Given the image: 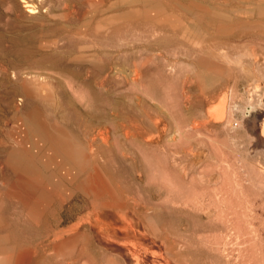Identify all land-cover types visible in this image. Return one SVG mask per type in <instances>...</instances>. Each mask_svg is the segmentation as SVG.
Here are the masks:
<instances>
[{"label":"rangeland","instance_id":"rangeland-1","mask_svg":"<svg viewBox=\"0 0 264 264\" xmlns=\"http://www.w3.org/2000/svg\"><path fill=\"white\" fill-rule=\"evenodd\" d=\"M20 3L0 0V263L7 254L4 264H23V260L56 264L63 258L61 264H142V258H135L148 254L143 264L162 260L163 264H253L254 260L264 264V141L249 130L246 117L253 108L264 114V0H71L67 29L87 36L67 32L73 40L61 49L62 62L65 57L64 65L69 62L72 67H66L79 76L71 79L73 86L65 87L64 93L50 91L51 100L43 99L40 119L45 127L61 128L75 149L90 155L91 163L83 168L64 162L65 155L52 144L26 138L22 116L11 114L13 107H21L27 77L35 81L60 78L45 65H21L15 56V50L27 47L33 31L50 24L44 12L48 6L35 15ZM59 3L49 2L52 10H58ZM108 5L113 18L109 41L103 27L98 30L95 23L90 28L82 23L87 12L97 11L101 20ZM63 9L57 13H67ZM53 13L52 18H57ZM56 50L38 44L34 54L40 60ZM10 96L11 106L5 101ZM22 108L24 114L31 110ZM10 157L26 159L34 171L11 168ZM95 174H100L103 184L99 196L87 184ZM21 176L47 189L48 200L35 203L31 210L15 194L13 184ZM132 227L134 233L129 231ZM60 233L66 238H58ZM50 234H56L58 242ZM128 244L143 254L134 255ZM154 254L166 258L159 256L156 261Z\"/></svg>","mask_w":264,"mask_h":264},{"label":"bare ground","instance_id":"bare-ground-1","mask_svg":"<svg viewBox=\"0 0 264 264\" xmlns=\"http://www.w3.org/2000/svg\"><path fill=\"white\" fill-rule=\"evenodd\" d=\"M51 0H20V2L22 3V4H24L23 5V7L24 8H26V12H28V13H31V14H35L36 15V13H39L40 14V10L42 9V8H44V7H47L48 6V9L47 10H45L44 12L45 13H47V15H45V17H47V18H50L49 19V25H46V27H42V29L39 31H37V32H41L40 34V36H39V34L36 32V31H33V33H31V35H30V37L27 39V47L25 48V49H17V51L15 50V56L17 57V59H18V61H19V63L21 64V65H25V66H33V67H42V66H46V68L47 69H50V70H52V71H55L59 76H60V78H58L57 80H45L44 79V81H42V79L41 80H38V81H35V80H33L31 77H27L26 79H25V89H24V91H23V96H22V98H20V103L18 104V105H20L21 107H13V110L11 111L12 113L11 114H14V117L16 118L18 115H21L22 116V122H23V124L25 125V127H27V128H25V129H27L28 130V133H27V137L26 138H28V137H38V138H40L41 140H42V142L44 141V142H48V143H50V144H52L53 146H55L56 147V149L60 152V153H62V154H64L65 155V158H64V162H66L68 165H69V162H73V163H75L77 166H79L80 168H83L84 166H86V165H89L90 163H91V159L88 157V156H90V155H86L85 154V151L83 150H77V149H75V146L73 145V140L72 139H69V137H68V135H65L64 133H62L61 131H59L61 128H56V129H58V130H56V129H53V128H49V127H45L44 126V124H43V122L41 123V114H42V112H43V105H44V103H43V99L45 100V98H49L50 99V95H52V94H50L51 92V90H58V91H60V92H62V93H64L65 91H66V89H65V87H69L71 84V79L72 78H74V77H76V75H78V73L75 75V73L77 72H73V70H72V68L70 69V68H68V67H66L67 66V64H69V62H67V60H66V66L64 65V60H65V57H63L64 58V60H63V62H62V55H63V49L65 48V46H66V44L67 43H69V41L70 40H73L72 39V36H67V32H69V33H76V34H78V35H82V36H84V37H86L87 36V34H86V32H72V31H68V29H67V24H65V22H66V20L67 19H69L70 18V16H71V13L69 12V4H70V1L71 0H60V3H59V5H58V10H52V8H51V6H50V4H49V2H50ZM99 1V0H98ZM80 2V1H79ZM82 2V1H81ZM111 2V1H110ZM16 7L17 6H19V3H15V2H12ZM21 3H20V5H21ZM85 3V2H84ZM90 3V5H93L94 4V2L93 1H91V2H89ZM101 3V2H100ZM143 5V4H142ZM88 6H89V4H88ZM60 7H62V8H64L63 10H66L67 11V13H57V12H59V8ZM81 7V6H80ZM136 8V7H135ZM80 9H82V8H80ZM79 9V10H80ZM103 9V8H102ZM134 9V8H133ZM76 10V9H75ZM111 11H112V7L111 6H107V7H105L104 9H103V11H102V19L101 20H98V18H97V11H94L93 13L91 12V13H89V12H87V13H85L84 14V12H83V22L82 23H85L87 26L89 25V28H90V25H92V23H95V29H98L99 27H103V29H104V31H105V36H106V40H108L109 41V39H110V35H111V24H112V21H113V18H112V16H111ZM53 12H56L57 14H55L56 15V17L57 18H55V16H53V18H52V15H54V13ZM76 12V11H75ZM82 12V11H81ZM100 12V11H99ZM39 14H37L38 16H39ZM72 14H73V12H72ZM78 14H79V12H78ZM77 14V15H78ZM34 15V16H35ZM37 16V17H38ZM100 17V16H99ZM77 20H78V18L77 17H75ZM69 23H71L70 22V20H69ZM85 25V26H86ZM73 26V25H72ZM74 26H76V25H74ZM36 27H38V26H36ZM35 27V28H36ZM77 27V26H76ZM34 28V29H35ZM72 28H74V27H72ZM75 29V28H74ZM99 30V29H98ZM79 31V30H78ZM96 32V31H95ZM99 34V33H98ZM71 35V34H70ZM21 37V36H20ZM54 37V39H49V38H53ZM18 40V39H17ZM21 41H22V39H21ZM15 42V41H14ZM96 42V41H95ZM16 43V42H15ZM19 44H21V43H19ZM38 44H40V45H44V46H46V47H51V46H54V47H56V52L55 53H53V54H49V55H46V56H43L40 60L39 59H37L36 58V56H35V54H34V48L38 45ZM17 45H18V43H17ZM60 46V47H59ZM105 47V46H104ZM19 48V47H18ZM97 48V47H96ZM62 49V50H61ZM66 49V48H65ZM105 49H106V47H105ZM73 50V49H72ZM100 51V50H99ZM103 51V50H102ZM108 51V50H107ZM126 51V50H125ZM93 52V51H92ZM101 52V51H100ZM112 52V51H111ZM73 53V52H72ZM75 53V52H74ZM105 53H107V52H105ZM69 54V53H68ZM108 54H110L109 52H108ZM67 55V54H66ZM70 56H71V53L69 54ZM73 55V54H72ZM101 55H103L102 53H101ZM107 55V54H106ZM105 56V55H104ZM97 57H99V56H97ZM70 58V57H69ZM109 58H111V57H109ZM107 59H108V57H107ZM109 60V59H108ZM107 62V61H106ZM71 63V62H70ZM78 63V62H77ZM82 63V62H81ZM84 63V62H83ZM75 63H73V65H74ZM80 63H78V66H80L79 65ZM92 64V63H91ZM98 64V63H97ZM71 64H69V66H70ZM82 65H85V64H82ZM82 65H81V67H82ZM100 65H101V63H100ZM92 66H98V65H95V64H93ZM108 66V65H107ZM70 67H72V66H70ZM94 67H92V68H94ZM95 67V68H96ZM101 67H102V65H101ZM98 68H100L99 66H98ZM78 69H79V67H78ZM89 69H90V67H89ZM102 69H104V68H102ZM82 70V69H81ZM98 71H99V69H97ZM107 70V69H106ZM109 70H111V69H109ZM119 70V69H118ZM117 70V71H118ZM93 71H95V70H93ZM101 71V70H100ZM114 71V70H113ZM122 71V70H121ZM96 72V71H95ZM107 72H109L108 70H107ZM123 72V71H122ZM141 71H139V73H140ZM82 73V72H81ZM80 73V74H81ZM104 73V72H103ZM136 73H138L137 72V70H136ZM136 73H135V75H136ZM94 74H96V73H94ZM98 74V73H97ZM96 74V75H97ZM109 74H111V73H109ZM134 75V74H133ZM132 75V76H133ZM79 76V75H78ZM77 76V77H78ZM105 75L103 74V77H104ZM140 76V75H139ZM13 77L14 78H16V74H14L13 75ZM108 77V76H107ZM135 77H137V76H135ZM105 78V77H104ZM110 78V77H109ZM127 78V77H126ZM52 79V78H51ZM75 79V78H74ZM103 79V78H102ZM112 79V78H111ZM139 79V78H138ZM79 80V79H78ZM134 80V79H133ZM74 81V80H73ZM105 81V80H104ZM136 81V80H135ZM134 81V82H135ZM108 82H110V81H108ZM108 82H105V83H108ZM112 82V81H111ZM74 84H76V83H74ZM88 84V83H87ZM111 84V83H110ZM110 84H108V86L110 85ZM90 86H91V84H89ZM107 85V84H106ZM71 86H73V85H71ZM70 86V87H71ZM76 86V85H75ZM74 86V87H75ZM88 86V85H87ZM89 86V87H90ZM67 87V88H68ZM104 87V86H103ZM80 88V87H79ZM91 88V87H90ZM101 88H102V86H101ZM71 89V88H70ZM73 89H76V88H73ZM81 89V88H80ZM77 90H78V88H77ZM73 90V91H75L76 93L79 91L80 92V90ZM97 90V89H96ZM18 92H19V90H17ZM16 91V92H17ZM92 91V90H91ZM15 92V91H14ZM55 92V91H54ZM57 92V91H56ZM69 92V91H68ZM67 92V93H68ZM78 92V93H79ZM96 92V91H95ZM94 92V93H95ZM11 93H13V92H11ZM73 93V92H72ZM93 93V92H92ZM100 94V93H99ZM103 94V93H102ZM58 96H59V94H57ZM68 95H70V94H68ZM76 95V94H75ZM96 95H98V94H96ZM101 95V94H100ZM67 96V95H66ZM94 96V95H93ZM99 96V95H98ZM71 97V96H70ZM59 98V97H58ZM72 98V97H71ZM70 98V99H71ZM63 98H61V100H62ZM65 99V98H64ZM92 99V98H91ZM51 100V99H50ZM95 100V99H94ZM6 103H9V106H11V104H12V102H13V98H12V96H10L9 98H7L6 100ZM68 101H69V99H68ZM47 102H48V100H47ZM51 102V101H50ZM46 103V102H45ZM55 103V102H54ZM62 103H64V102H62ZM69 103V102H68ZM96 103V102H95ZM49 104V103H48ZM67 104V103H66ZM46 105V104H45ZM52 105V104H51ZM64 105H65V103H64ZM73 105V104H72ZM23 106H25V109H31L30 110V112L29 113H26V114H24V112L22 111V107ZM62 106V105H61ZM66 106V105H65ZM66 107H70L71 108V106H66ZM73 107V106H72ZM92 107V106H91ZM93 107H95V106H93ZM47 110V109H46ZM49 110V109H48ZM25 111V110H24ZM63 113V112H62ZM262 113V112H261ZM76 114V113H75ZM74 114V115H75ZM78 114V113H77ZM80 115V114H79ZM78 115V116H79ZM34 116H36V117H34ZM62 116V115H61ZM68 116H69V114H68ZM77 115H76V117L78 118V119H80L79 117H78ZM72 117V116H71ZM247 117V122H248V125H249V130H251V132L253 133V134H255V135H258V136H260V138L264 141V114L262 115V114H259L254 108L250 111V113L246 116ZM52 118V117H51ZM58 118V117H57ZM56 118V120H59V119H57ZM74 118V117H73ZM10 120V119H9ZM55 120V121H56ZM75 120H77L76 118L74 119V121ZM60 121V120H59ZM73 121V120H72ZM78 123H79V120L77 121ZM81 122V121H80ZM56 124H57V122H56ZM82 124V123H81ZM77 125V124H76ZM57 126V125H56ZM78 126H80V125H78ZM77 126V127H78ZM59 127V126H58ZM87 127V126H86ZM85 129V128H84ZM86 130V129H85ZM90 130V129H89ZM81 131V130H80ZM87 131V130H86ZM65 132V131H64ZM85 132V131H84ZM99 132V131H98ZM81 133H83V132H81ZM86 133V132H85ZM84 133V134H85ZM100 133V132H99ZM127 133H129L128 131H127ZM91 134V133H90ZM103 134H104V132H103ZM102 133H101V135H103ZM130 135V134H129ZM142 135V134H141ZM140 135V136H141ZM24 136V135H23ZM82 136V135H81ZM85 136V135H84ZM105 136V135H104ZM97 137V136H96ZM106 137V136H105ZM104 137V138H105ZM101 138H103V137H101ZM86 139V138H85ZM93 139H95L96 140V138H93ZM92 139V140H93ZM109 139V138H108ZM22 140V139H21ZM70 140V141H69ZM74 140H75V138H74ZM78 140V139H77ZM105 140V139H104ZM107 140V139H106ZM23 141V140H22ZM25 141V140H24ZM33 141V140H32ZM94 141V140H93ZM26 142V141H25ZM24 142V143H25ZM77 141H75V143H76ZM79 142V141H78ZM105 142V141H104ZM106 142H108V141H106ZM23 144V143H22ZM101 144V143H100ZM108 144V143H107ZM87 145V144H86ZM20 146H22V145H20ZM88 146V145H87ZM24 147V146H23ZM99 147H101V146H99ZM89 149V148H88ZM97 149V148H96ZM101 149H102V147H101ZM91 150V149H90ZM105 150V149H104ZM92 151H94V150H92ZM96 151V150H95ZM91 152V151H90ZM42 153V152H41ZM48 153V152H47ZM52 153V152H51ZM87 153V152H86ZM96 153H98V152H96ZM55 154V153H54ZM88 154H90V153H88ZM39 155V154H38ZM44 155V154H43ZM61 155V154H60ZM40 156V155H39ZM31 157V156H30ZM92 157V156H91ZM14 157H10V158H8V163L12 166L11 168H14L15 170L16 169H20V168H26V169H29V170H31V171H34V166L30 163V162H28V161H26V159H24V158H15L16 160H14L13 159ZM35 159V158H34ZM61 159V158H60ZM36 160H38V159H36ZM41 160V159H40ZM40 160H39V162L38 163H41L40 162ZM94 160V159H93ZM92 160V161H93ZM98 160V159H97ZM14 161H16V162H14ZM34 161V160H33ZM107 161V160H106ZM122 161H124V160H122ZM44 162V161H43ZM17 163L19 164L18 166H17ZM36 163V162H35ZM71 164V163H70ZM110 164V163H109ZM8 165V164H7ZM76 165H74V166H76ZM9 166V165H8ZM39 166V165H38ZM73 165H71V167H72ZM42 167V166H41ZM55 167V166H54ZM60 167H61V165H60ZM5 168H6V166H5ZM70 168V167H69ZM72 168H74V167H72ZM76 168V167H75ZM86 168V167H85ZM101 168V167H100ZM102 168H103V166H102ZM109 168V167H108ZM57 169V168H56ZM94 169V168H93ZM92 169V170H93ZM9 170V169H8ZM40 170V169H39ZM42 170H44V169H42ZM84 170V169H83ZM88 170V169H87ZM86 170V171H87ZM18 171V170H17ZM62 171V170H61ZM66 171V170H65ZM89 171V170H88ZM39 172H41V171H39ZM64 172V171H63ZM75 172V171H74ZM78 172V171H77ZM80 172V171H79ZM99 172V171H98ZM6 173H7V171H6ZM53 173V172H52ZM51 173V174H52ZM89 173V172H88ZM7 174H10V172L9 173H7ZM25 174V173H24ZM27 174H29V173H27ZM41 174V173H40ZM55 174H57L56 172H55ZM66 174H68V173H66ZM74 174V173H73ZM83 174V173H82ZM47 175V174H46ZM63 175V174H62ZM62 175H60V176H62ZM13 176V175H12ZM11 176V177H12ZM27 176V175H26ZM51 176V175H50ZM55 176V175H54ZM59 176V175H58ZM70 176V175H69ZM100 174H95V175H91L90 176V178L87 180V184L90 186V188H91V191H92V193L95 195V196H99L100 194H101V192H103V188H101L99 185L101 184V185H103L102 184V181H100ZM102 176V175H101ZM6 177H8V176H6ZM10 177V178H11ZM65 177V176H64ZM79 176H77V178H78ZM22 178V176L19 178V179H17V181H15V183L13 184L14 186L13 187H15L14 189H15V194L31 209V210H33V209H35V206H36V204L35 203H38V202H40V203H42V202H44L45 200L47 201L48 200V194H47V192L45 191V190H47V189H43L42 187H41V184L40 183H36V182H30V181H26L25 179L23 180V179H21ZM33 178V177H32ZM31 178V179H32ZM69 178V177H68ZM71 178V177H70ZM72 178H74V176L72 177ZM15 179V178H14ZM14 179H12L13 181H14ZM63 179V178H62ZM33 180V179H32ZM53 179H51V181H52ZM58 181L60 180V179H57ZM71 180V179H70ZM102 180V179H101ZM105 180V179H104ZM50 181V180H49ZM62 181V180H61ZM66 181V180H65ZM76 181V179L74 180V182ZM141 181V180H140ZM46 182V181H45ZM53 182H55L56 183V179H55V181H53ZM52 182V183H53ZM69 182V181H68ZM71 182V181H70ZM73 182V183H74ZM136 182V181H135ZM59 183V182H58ZM61 183V182H60ZM106 183V182H105ZM137 183V182H136ZM141 183V182H140ZM4 184V183H3ZM48 184H50V182L48 183ZM72 184V183H71ZM138 184V183H137ZM2 185V184H1ZM61 185V184H60ZM62 185H63V183H62ZM73 185V184H72ZM108 185V184H107ZM64 186V185H63ZM70 186V185H69ZM109 186V185H108ZM141 186V185H140ZM45 187V186H44ZM58 187H59V185H58ZM113 187H115V186H113ZM106 188H107V186H106ZM110 188V187H109ZM55 189V188H54ZM70 189V188H69ZM71 190H73V189H70V191ZM111 191H112V189H110ZM49 192H50V190H49ZM48 192V193H49ZM73 192H75V191H73ZM113 192V191H112ZM116 192H118V191H116ZM14 193V192H13ZM12 193V194H13ZM109 193H111V192H109ZM49 194H51V193H49ZM70 194V193H69ZM112 194V193H111ZM72 195V194H71ZM114 195V194H113ZM13 196V195H12ZM69 196V195H68ZM74 197V196H73ZM105 197V196H104ZM103 197V198H104ZM116 197V196H115ZM9 198H10V196H9ZM13 198V197H12ZM111 198V197H110ZM13 200H14V198H13ZM60 200V199H59ZM58 200V201H59ZM78 200V199H77ZM81 200V199H80ZM89 200H91V199H89ZM110 200H112V199H110ZM129 200V199H128ZM131 200H133V199H131ZM131 200H129V201H131ZM135 200V199H134ZM17 202H18V200H16ZM53 201L55 202V200L53 199ZM83 201V200H82ZM85 201H87V200H85ZM94 201V200H93ZM105 201V200H104ZM107 201H109V200H107ZM128 201V202H129ZM13 202V201H12ZM21 201H19L18 202V204L20 203ZM53 202V203H54ZM72 202V201H71ZM88 202V201H87ZM95 202H100V200L99 201H96L95 200ZM94 202V203H95ZM52 203V204H53ZM92 204V206H94L95 207V204ZM131 203V202H130ZM134 203H135V201H134ZM21 205H24L23 203H20ZM19 204V205H20ZM98 204V203H97ZM100 204V203H99ZM128 204V203H127ZM132 204H133V202H132ZM136 204V203H135ZM135 204H133V205H135ZM47 205V204H46ZM46 205H44V206H46ZM49 205V204H48ZM57 205V204H56ZM55 205V206H56ZM71 205V204H70ZM78 205H79V203H78ZM77 205V206H78ZM101 205V204H100ZM124 205V204H123ZM137 205V204H136ZM41 206H42V204H41ZM44 206L42 207V208H44ZM54 206V205H53ZM58 206V205H57ZM56 206V207H57ZM60 206H61V204H60ZM64 206H65V204H64ZM82 206H84V204L82 205ZM138 206H139V204H138ZM211 206V205H210ZM49 207H50V205H49ZM59 207V206H58ZM57 207V208H58ZM79 207V209H80V206H78ZM99 207V205L96 207V208H98ZM117 207V206H116ZM135 207V206H134ZM28 208V209H29ZM46 208V207H45ZM55 208V207H54ZM53 208V209H54ZM60 208V207H59ZM58 208V209H59ZM62 208H63V206H62ZM70 208V207H69ZM72 208V207H71ZM87 208H89V207H87ZM90 208H91V206H90ZM93 208V207H92ZM100 208V207H99ZM101 208H104V207H101ZM115 208V207H114ZM122 208V207H121ZM130 208H132L131 206H130ZM136 208V207H135ZM61 209V208H60ZM63 209H65V208H63ZM76 209V208H75ZM86 209V208H85ZM85 209H83V210H85ZM95 209V208H94ZM94 209H93V211H94ZM105 209V208H104ZM118 209V210H117ZM117 209L115 208V210H117V211H122V209H120L119 210V208L117 207ZM139 209H140V206H139ZM25 210V209H24ZM57 210V209H56ZM81 210H82V208H81ZM124 210V209H123ZM141 210V209H140ZM55 211V210H54ZM53 211V212H54ZM58 211V210H57ZM57 211H55V212H57ZM60 211V210H59ZM58 211V212H59ZM63 211V210H62ZM65 211V210H64ZM71 211V210H70ZM80 211V210H79ZM92 211V210H91ZM106 211H108V210H106ZM110 211V210H109ZM113 211H114V209H113ZM116 211V212H117ZM142 211H143V209H142ZM30 212V211H29ZM35 212V211H34ZM39 212H43V211H40L39 210ZM38 212V213H39ZM46 212V210L42 213L43 215H44V213ZM51 212V209L49 210V213ZM52 212V213H53ZM54 212V213H55ZM83 212V211H82ZM95 212L96 213H98L99 211H97V209L95 210ZM130 212V211H129ZM135 212V211H134ZM134 212H131L132 214L134 213ZM140 212V211H139ZM32 211L29 213L30 215H32ZM52 213L50 214V215H52ZM53 213V214H54ZM74 213V212H73ZM101 213H103V211H101ZM125 213H127V212H125ZM138 213V210H137V212H136V214ZM141 213V212H140ZM139 213V214H140ZM148 213V212H147ZM36 214H37V211L35 212V216H36ZM41 214V217L43 216ZM60 214V213H59ZM71 214V213H70ZM76 214V213H75ZM90 214V213H89ZM92 214V213H91ZM93 214H94V212H93ZM99 214V213H98ZM112 214V213H111ZM143 214V213H142ZM33 215H34V213H33ZM56 215V214H55ZM58 215V214H57ZM79 215H80V213H79ZM123 215V219H124V217H125V215L124 214H122L121 213V215H120V217ZM131 215V214H130ZM34 216V218L35 219H37L36 217H38V216H36L35 217ZM47 216H49L48 214H46V216L45 217H47ZM60 218H61V216L60 215H58ZM71 216H72V214H71ZM87 216V215H86ZM91 216V215H90ZM100 216V215H99ZM133 216H135V215H133ZM31 218L33 217V216H30ZM49 217H51V216H49ZM76 217V216H75ZM83 217V216H82ZM88 217H89V215H88ZM110 217H111V215H110ZM116 217H118V215L116 214ZM38 218H40V216L38 217ZM68 218H69V216H68ZM91 218H92V216H91ZM98 218H100V217H98ZM131 218H134V217H131ZM137 218V217H136ZM139 218V217H138ZM137 218V219H138ZM220 218V217H219ZM223 218V217H222ZM47 219H49V218H47ZM46 219V221H48ZM56 219H57V216H56ZM55 219V220H56ZM85 219V218H84ZM111 219V218H110ZM114 220L116 219L115 217L113 218ZM119 219V218H118ZM15 220V219H14ZM50 220V219H49ZM53 220V219H52ZM54 220V221H55ZM58 220V219H57ZM70 220V219H69ZM86 220V219H85ZM89 220L91 221L92 219H90L89 218ZM100 220V219H99ZM102 220V219H101ZM113 220V221H114ZM125 220H127V218H125ZM72 221V220H71ZM84 221V220H83ZM82 221V222H83ZM128 221V220H127ZM139 221V220H138ZM221 221V220H220ZM34 222H35V220H34ZM87 222H88V220H87ZM99 221H97V223H98ZM102 222V221H101ZM115 222H116V220H115ZM118 222V221H117ZM116 222V223H117ZM130 222V221H129ZM37 223V222H36ZM48 223H49V221H48ZM55 223V222H54ZM58 223V222H57ZM77 223H78V221H77ZM79 223H80V221H79ZM92 223H93V220H92ZM114 223V222H113ZM116 223H114V225L116 224ZM142 223V222H141ZM50 224V223H49ZM59 224V223H58ZM57 224V225H58ZM94 224V223H93ZM96 224V223H95ZM100 224V223H99ZM129 224H132V223H129ZM228 224V223H227ZM14 225V224H13ZM48 225V224H47ZM52 225V224H51ZM51 225H49V226H51ZM80 225V224H79ZM84 226H86L85 224H83ZM104 225V224H103ZM118 225V224H117ZM48 226V227H49ZM54 226V225H53ZM53 226L51 227L52 229H54L53 228ZM81 226H82V224H81ZM83 226V227H84ZM96 226V225H95ZM94 226V227H95ZM97 226H100V225H97ZM96 226V227H97ZM116 226V225H115ZM123 225H121V227H122ZM125 226H127V224H125ZM15 227V226H14ZM76 227V226H75ZM87 227V226H86ZM91 227V226H90ZM113 227V226H112ZM110 228V229H113V228ZM128 227H129V225H128ZM128 227H126V229H128ZM146 227V226H145ZM18 228V227H17ZM51 228H48V229H51ZM58 228V227H57ZM85 228V227H84ZM88 228V227H87ZM98 228V227H97ZM102 228H104V227H102ZM105 228H107V227H105ZM123 228V227H122ZM125 228V227H124ZM151 228V227H150ZM156 228V227H155ZM47 229V230H48ZM51 229V230H52ZM60 229H62V228H60ZM59 229V230H60ZM75 229V228H74ZM81 229V228H80ZM89 229V228H88ZM134 228L132 227V229H130L129 228V231L131 230V232H133L134 233V230H133ZM145 229H149V228H145ZM144 229V230H145ZM248 229V228H247ZM65 230V229H64ZM76 230V229H75ZM90 230H91V228H90ZM99 230H101L100 229V227H99ZM103 230V229H102ZM102 230H101V232H102ZM114 230V229H113ZM112 230V231H113ZM115 230H118L117 229V227L115 228ZM121 230L123 231V229H120L119 230V233H121ZM125 230V229H124ZM133 230V231H132ZM156 230V229H155ZM19 231V230H18ZM72 231H73V228H72ZM85 231V230H84ZM104 231V230H103ZM109 231V230H108ZM147 231H149V230H147ZM152 231H154V230H150V232H152ZM49 232H50V230H49ZM61 232V231H60ZM63 232H65V231H63ZM68 233H70V231H67ZM115 232H117V231H115ZM126 232V231H125ZM136 232V231H135ZM47 233H48V231H47ZM51 233V232H50ZM53 233V232H52ZM67 233V234H68ZM72 233V232H71ZM78 233V232H77ZM82 233V232H81ZM84 233V232H83ZM85 233H87V232H85ZM104 233V232H103ZM113 232H110V234H112ZM153 234H154V232H152ZM156 233V232H155ZM158 233V232H157ZM20 234V233H19ZM62 233H60V234H58V238L60 237V236H63L64 235V233L61 235ZM67 234H65V235H67ZM75 234V233H74ZM88 234H89V236L91 237V236H93V235H90V232H88ZM109 234V235H110ZM122 234H124V231H123V233ZM121 234V235H122ZM49 235V234H48ZM52 234H50V236H51ZM56 235V234H55ZM55 235H52V236H54V239L53 240H57V237L55 238ZM71 235H73V234H71ZM115 235V234H114ZM114 235H113V237H114ZM125 235V234H124ZM124 235H122V236H124ZM127 235V234H126ZM129 235H130V233H129ZM135 235H137V234H135ZM134 235V236H135ZM142 235V234H141ZM67 236H69V234L67 235ZM116 236V235H115ZM128 236V235H127ZM132 236H133V234H132ZM133 236V237H134ZM154 236V235H153ZM110 237H111V235H110ZM112 237V238H113ZM155 237V236H154ZM48 238V237H47ZM63 239H65L64 238V236L62 237ZM74 238V237H73ZM92 238V237H91ZM94 238V237H93ZM96 238V237H95ZM116 238V237H115ZM109 239V238H108ZM151 239V238H150ZM52 240V241H53ZM82 240V239H81ZM80 240V241H81ZM138 240H139V238H138ZM148 240H149V238H148ZM155 240V239H154ZM159 240V239H158ZM48 241V240H47ZM61 241V240H60ZM74 241V240H73ZM80 241L78 242V243H80ZM125 241V240H124ZM123 241V242H124ZM137 241V240H136ZM244 241H245V239H244ZM12 242V241H11ZM55 242V241H54ZM53 242V243H54ZM57 242H58V240H57ZM69 242H70V240H69ZM68 242V243H69ZM129 242V241H128ZM250 242V241H249ZM72 243V242H71ZM74 243V242H73ZM112 243H113V241H112ZM134 243H135V241H134ZM139 243V242H138ZM138 243L136 242V245H138ZM57 244V243H56ZM56 244H54V245H56ZM59 244H61V243H59ZM56 245V246H60V245ZM63 244H65V242L64 243H62V245ZM66 244H67V242H66ZM65 244V245H66ZM81 244H82V242H81ZM80 244V245H81ZM85 244V242H83V245ZM151 244H152V241H151ZM129 245V244H128ZM131 246H132V244H130ZM129 245V246H130ZM135 245V244H134ZM249 245V244H248ZM4 246V245H3ZM46 246H48V245H46ZM51 246V245H50ZM73 246V245H72ZM88 246V245H87ZM124 246V245H123ZM131 246L129 247V249H133L134 251H132L133 252V254L135 255H137V256H139L140 254H143L142 253V251L141 250H139L138 248V250L137 249H135V248H131ZM138 246H140V245H138ZM137 246V247H138ZM251 246V245H250ZM1 247V246H0ZM65 247V246H64ZM69 247V246H68ZM90 247V246H89ZM124 247H126V246H124ZM142 247H145L144 245L142 246ZM148 247V246H147ZM165 247V246H164ZM51 248V247H50ZM49 248V249H50ZM66 248V247H65ZM73 248V247H72ZM71 248V249H72ZM127 248V247H126ZM140 248V247H139ZM49 249L47 250V251H49ZM61 249H63V250H65L64 248H63V246H62V248ZM70 249V250H71ZM79 249V248H78ZM83 248H81V250H82ZM86 249H87V247H86ZM128 249V248H127ZM144 248H142V250H143ZM148 249V248H147ZM245 249V248H244ZM51 250V249H50ZM60 250V249H59ZM58 250V251H59ZM62 250V252H64ZM67 250H68V248H67ZM67 250H66V252H67ZM162 250V249H161ZM46 251V252H47ZM72 251V250H71ZM78 252L77 251V249L76 250H74V252ZM120 251V250H119ZM118 251V252H119ZM128 251H130V250H128ZM131 251H130V253H131ZM141 251V252H140ZM143 251H146V250H143ZM51 252V251H50ZM61 251H60V254L62 253ZM75 252V253H76ZM84 252V251H83ZM83 252H79L81 255H83L82 253ZM136 252V253H135ZM140 254H139V253ZM148 252V251H147ZM26 253V252H25ZM36 253V252H35ZM146 253V252H145ZM163 252H161V254H162ZM10 254V253H9ZM8 254V255H9ZM48 254H50L49 252H48ZM62 254H64V253H62ZM149 254H150V252H149ZM159 254V253H158ZM161 254L159 255V256H161ZM7 255V254H6ZM5 255V256H6ZM36 255V254H35ZM51 255H53L52 253H51ZM79 256V257H82V256ZM89 255V254H88ZM121 255L122 256H124L125 254H122L121 253ZM146 255H148V254H146ZM145 254L143 255V256H146ZM155 255V258H156V261H157V258L159 257H157V255L156 254H154ZM4 256V257H5ZM9 256H11V255H9ZM8 256V257H9ZM23 256H25V255H23ZM129 256V255H128ZM131 256H132V254H131ZM131 256H130V258L129 259H131ZM136 256V257H137ZM142 256V255H141ZM141 256H139L137 259L135 258V260H139V259H141L142 258V261H145V257H141ZM151 256H153V255H151ZM4 257L2 258V260H3V263H2V260H1V263L2 264H4ZM12 257H14V256H12ZM26 257V256H25ZM35 257V256H34ZM51 257V256H50ZM50 257H48L47 256V258H49L50 259ZM59 257V256H58ZM114 257H116V256H114ZM134 257V256H133ZM149 257V256H148ZM147 256H146V260H148L149 258H148ZM164 258H166L165 256H163ZM163 257L161 256V260L163 259ZM16 258V257H15ZM124 258H127V255H126V257H124ZM152 258V257H151ZM153 258H154V256H153ZM14 259V258H13ZM48 259V260H49ZM64 259V258H63ZM62 259V260H63ZM159 259H160V257H159ZM255 259V258H254ZM257 259V258H256ZM264 259V258H263ZM263 259H261V260H263ZM52 260V259H51ZM50 260V261H51ZM57 260V259H56ZM62 260L60 259V260H58L57 262H56V264H58V263H60L61 264V262H62ZM65 260V259H64ZM93 260V259H92ZM127 260V259H126ZM133 258H132V262H133ZM150 260H152V259H150ZM174 260V259H173ZM172 260V261H173ZM176 261H177V258L175 259ZM174 260V261H175ZM15 261V260H14ZM24 262H25V260H23ZM115 261V260H114ZM128 261V263L130 262L129 260H127ZM140 261V260H139ZM141 261V263L143 264V262ZM155 261V260H154ZM154 261H151V262H153L154 263ZM155 261V262H156ZM162 261H164V260H162ZM161 261V262H162ZM167 261V260H166ZM173 261V262H174ZM259 261V260H258ZM13 262V261H12ZM12 262H10V264L12 263ZM23 262V264H26V262L24 263ZM28 262H29V260H28ZM32 262V261H31ZM64 262V261H63ZM135 262V261H134ZM132 263V264H136V263ZM146 263L148 262V261H145ZM150 262V261H149ZM160 262V261H159ZM160 262V264H163V263H161ZM165 262V261H164ZM180 262V261H179ZM252 262H253V259H252ZM257 263V261H255L254 260V263ZM263 262H264V260H263ZM0 263V264H1ZM72 263V262H71ZM158 262H156V264H157ZM170 263V262H169ZM178 263V262H177ZM248 263V262H247ZM253 263V264H254ZM21 264V263H20ZM29 264V263H28ZM52 264H54V263H52ZM64 264V263H63ZM90 264V263H89ZM131 264V263H130ZM138 264H140L139 262H138ZM176 264V263H175ZM246 264V263H245ZM261 264H262V262H261Z\"/></svg>","mask_w":264,"mask_h":264},{"label":"built area","instance_id":"built-area-1","mask_svg":"<svg viewBox=\"0 0 264 264\" xmlns=\"http://www.w3.org/2000/svg\"><path fill=\"white\" fill-rule=\"evenodd\" d=\"M238 124H239L238 122L235 123L236 126H238Z\"/></svg>","mask_w":264,"mask_h":264}]
</instances>
